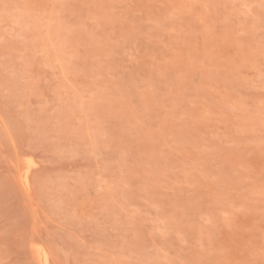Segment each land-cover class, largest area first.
<instances>
[{"label": "rangeland", "instance_id": "374dc122", "mask_svg": "<svg viewBox=\"0 0 264 264\" xmlns=\"http://www.w3.org/2000/svg\"><path fill=\"white\" fill-rule=\"evenodd\" d=\"M38 252L264 264V0H0V264Z\"/></svg>", "mask_w": 264, "mask_h": 264}, {"label": "bare ground", "instance_id": "6f19581e", "mask_svg": "<svg viewBox=\"0 0 264 264\" xmlns=\"http://www.w3.org/2000/svg\"><path fill=\"white\" fill-rule=\"evenodd\" d=\"M22 179V178H21ZM23 183V182H22ZM35 257V256H34ZM36 262L37 264H49L48 263V259L47 256L42 253V252H38L36 255ZM36 264V263H35Z\"/></svg>", "mask_w": 264, "mask_h": 264}]
</instances>
